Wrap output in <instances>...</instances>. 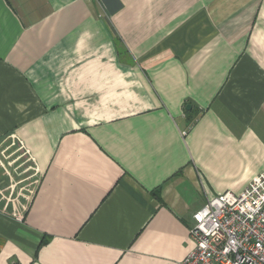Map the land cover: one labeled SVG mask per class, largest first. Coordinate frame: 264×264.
I'll use <instances>...</instances> for the list:
<instances>
[{"label":"crops","instance_id":"0c3cea01","mask_svg":"<svg viewBox=\"0 0 264 264\" xmlns=\"http://www.w3.org/2000/svg\"><path fill=\"white\" fill-rule=\"evenodd\" d=\"M7 142L37 178L0 264L179 262L264 174V0H0Z\"/></svg>","mask_w":264,"mask_h":264},{"label":"built area","instance_id":"2783aa9c","mask_svg":"<svg viewBox=\"0 0 264 264\" xmlns=\"http://www.w3.org/2000/svg\"><path fill=\"white\" fill-rule=\"evenodd\" d=\"M192 220L193 248L175 264H264V174L207 199Z\"/></svg>","mask_w":264,"mask_h":264},{"label":"rangeland","instance_id":"374dc122","mask_svg":"<svg viewBox=\"0 0 264 264\" xmlns=\"http://www.w3.org/2000/svg\"><path fill=\"white\" fill-rule=\"evenodd\" d=\"M8 145V142L3 143L0 150V162L3 163L0 166V198L14 200L17 193L22 196L18 198H24L33 189L36 171L30 162H24L25 158L20 152L11 151L14 147Z\"/></svg>","mask_w":264,"mask_h":264}]
</instances>
